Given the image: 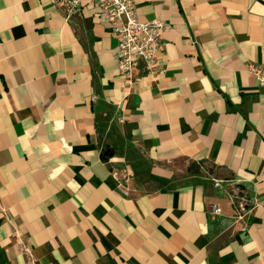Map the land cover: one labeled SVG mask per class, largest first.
<instances>
[{"label":"crops","instance_id":"0c3cea01","mask_svg":"<svg viewBox=\"0 0 264 264\" xmlns=\"http://www.w3.org/2000/svg\"><path fill=\"white\" fill-rule=\"evenodd\" d=\"M134 2L164 72L127 86L94 0H0V264H264V0Z\"/></svg>","mask_w":264,"mask_h":264},{"label":"built area","instance_id":"2783aa9c","mask_svg":"<svg viewBox=\"0 0 264 264\" xmlns=\"http://www.w3.org/2000/svg\"><path fill=\"white\" fill-rule=\"evenodd\" d=\"M60 9L66 18L81 13L83 0H49ZM98 18L105 23L112 37L117 41V68L125 85L136 83L134 71L141 62L150 76L161 75L164 68L160 63L163 51L161 33L166 23L159 18L146 22L139 21L134 0H94ZM248 71L254 76L259 87L264 89V66L251 64ZM264 138V130L262 132ZM214 186H224L225 193L234 208V219L242 221L244 213L256 205V199L246 187H239L231 180H214ZM221 210L211 205L210 214L220 215ZM246 226L243 225V229Z\"/></svg>","mask_w":264,"mask_h":264}]
</instances>
